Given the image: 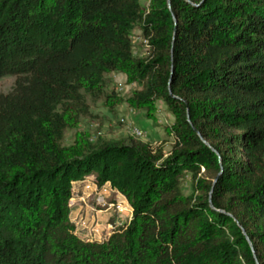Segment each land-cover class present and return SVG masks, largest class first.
I'll return each instance as SVG.
<instances>
[{"label":"trees","instance_id":"1","mask_svg":"<svg viewBox=\"0 0 264 264\" xmlns=\"http://www.w3.org/2000/svg\"><path fill=\"white\" fill-rule=\"evenodd\" d=\"M117 72L140 86L129 106L173 113L166 156L135 137L62 144ZM4 74L0 264H255L243 230L264 264V0H0ZM87 173L132 212L108 238L72 233L70 183Z\"/></svg>","mask_w":264,"mask_h":264},{"label":"rangeland","instance_id":"2","mask_svg":"<svg viewBox=\"0 0 264 264\" xmlns=\"http://www.w3.org/2000/svg\"><path fill=\"white\" fill-rule=\"evenodd\" d=\"M148 2L149 0H140L143 11L147 7ZM130 40L132 42L133 55L145 58L148 48L146 41L140 36L139 24H136L131 30ZM14 79L15 76L13 74L0 76V93L9 92L13 87ZM139 88L138 82L128 83L123 73L105 74L104 94L96 99L86 96L88 112L69 121L68 126L64 130L62 144L67 146L78 140H86L91 144L98 140L126 141L133 137L129 133L130 127L136 126L144 131V136L137 139L148 144L153 149H160L163 155L166 156L174 141L171 132V127L175 121L174 115L160 99H155L148 106H129L128 99L133 91ZM105 95L108 97H105ZM128 110H131V112H128ZM119 117H124V122H120ZM90 179H94L93 175L87 173L81 179L72 180L70 183V197L80 195V200H84L82 181H85L88 185H94ZM179 180L182 194L188 195L191 192L189 174H181ZM113 196H115L114 191L111 192L110 199ZM82 206H84L83 208H90L91 198H87ZM96 206L99 208L100 214L106 212V205ZM125 208L127 209L126 206ZM100 220L105 225H108V218H100Z\"/></svg>","mask_w":264,"mask_h":264},{"label":"built area","instance_id":"3","mask_svg":"<svg viewBox=\"0 0 264 264\" xmlns=\"http://www.w3.org/2000/svg\"><path fill=\"white\" fill-rule=\"evenodd\" d=\"M84 189V204L87 198H91V205H106L104 214H90L86 212L83 204H76V198L70 197L68 200L69 215L68 220L74 231L88 232V239L108 238L114 231L125 227L131 220L132 212L123 205V198L119 197L117 189L110 183L104 182L101 185H88L82 181ZM115 196L110 199L111 192ZM99 218H108V225H99ZM90 224H97V231H90Z\"/></svg>","mask_w":264,"mask_h":264},{"label":"bare ground","instance_id":"4","mask_svg":"<svg viewBox=\"0 0 264 264\" xmlns=\"http://www.w3.org/2000/svg\"><path fill=\"white\" fill-rule=\"evenodd\" d=\"M131 112V110H128V112ZM120 122H124V117H119ZM129 133L135 138H142L144 136V131L137 128L136 126H132L129 129Z\"/></svg>","mask_w":264,"mask_h":264},{"label":"water","instance_id":"5","mask_svg":"<svg viewBox=\"0 0 264 264\" xmlns=\"http://www.w3.org/2000/svg\"><path fill=\"white\" fill-rule=\"evenodd\" d=\"M187 120L189 121L188 116H187ZM197 134L200 135L198 132H197ZM202 141L204 142L205 145H207V146L210 147V144H209L206 140L202 139ZM212 150L214 151V153H215L216 155H218V153H217L214 149H212ZM243 234L245 235L246 240H247V242L249 243L250 249H251V251H252V253H253V256H254V259H255V264H259L258 260L256 259L255 253H254L253 245H252V243H251L249 237H248V236L246 235V233L244 232V230H243Z\"/></svg>","mask_w":264,"mask_h":264},{"label":"crops","instance_id":"6","mask_svg":"<svg viewBox=\"0 0 264 264\" xmlns=\"http://www.w3.org/2000/svg\"><path fill=\"white\" fill-rule=\"evenodd\" d=\"M74 182H76V181H74Z\"/></svg>","mask_w":264,"mask_h":264}]
</instances>
